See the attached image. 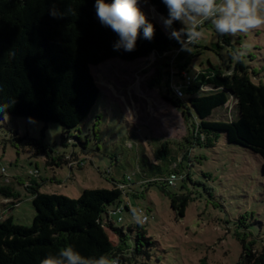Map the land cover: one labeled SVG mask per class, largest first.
Instances as JSON below:
<instances>
[{
	"label": "rangeland",
	"instance_id": "1",
	"mask_svg": "<svg viewBox=\"0 0 264 264\" xmlns=\"http://www.w3.org/2000/svg\"><path fill=\"white\" fill-rule=\"evenodd\" d=\"M140 8L169 38L145 0H140ZM202 31V38L182 53L189 77L209 64L229 74L235 64L229 50L248 42L252 47L243 62L251 81L264 83V26L238 37L220 36L210 23ZM169 57L112 59L91 67L97 91L75 129L58 120L7 114L0 123L4 132L0 133V186L8 187L13 196L0 194V220L10 218L14 225L31 226L33 186L41 193L77 200L82 189H111L130 175L128 201L149 216L140 228L149 243L143 249H148V259L137 256V264H199L202 259L205 264H246L248 258L258 257L264 247L261 159L226 143L222 133L212 147L187 143L189 120L196 119H186L163 99L167 80L163 72L171 73L175 62ZM54 62L66 83L88 90L84 73H70L63 58L55 57ZM171 76L168 80L182 84L180 77ZM233 114L234 102L228 101L207 120L228 122ZM165 149L164 161L158 154ZM189 168L188 178L177 180L174 188L146 185L171 170L182 173ZM171 194L189 197L184 217L170 207ZM118 216L122 217L118 227L135 224L127 212L113 217ZM110 235L115 244L116 237Z\"/></svg>",
	"mask_w": 264,
	"mask_h": 264
},
{
	"label": "trees",
	"instance_id": "2",
	"mask_svg": "<svg viewBox=\"0 0 264 264\" xmlns=\"http://www.w3.org/2000/svg\"><path fill=\"white\" fill-rule=\"evenodd\" d=\"M94 3L95 0H0V123L11 114L58 120L61 125L75 129L97 91L91 67L112 59L132 62L152 54L163 58L161 55L179 46L147 17L155 28L153 39H144L141 29L134 51L114 50L119 37L101 25ZM147 4L153 6L159 18H167L168 10L162 0H147ZM53 5L62 14L61 18L49 14ZM181 27V23L174 22L173 28ZM55 57L66 61L70 73L85 74L87 91L75 82L64 81L65 76L57 68ZM186 64L173 62L170 68L173 76H179ZM164 74L167 86L170 73ZM194 74L192 82L183 91L186 97L182 101L173 98L166 87L163 92V99L186 119H196L189 120L187 143L212 147L222 133L226 143L246 148L259 156L264 174V83L251 81L243 61L235 62L229 74L214 64ZM201 87L208 90L202 92ZM228 101L234 102V114L228 122L207 120ZM0 133L4 134L3 131ZM66 139L63 135L64 146ZM158 157L165 161L167 149ZM155 168L160 172L157 165ZM156 183L167 188L162 181L153 180L146 185ZM31 191L34 214L30 227L14 225L10 218L0 220V264H40L46 256L56 254L67 245H72L86 257L108 255L119 258L120 264H137V256L148 259V249H143L149 243L140 231L141 226L116 225L121 216L115 220L112 212L123 201V195L116 187L82 189L77 200L60 194L41 193L38 186H33ZM0 194L13 196L3 185ZM129 195L126 194L127 199ZM189 200L188 196L169 195L170 207L180 217H184ZM123 205L121 213L127 212L131 219L125 202ZM110 234L116 237L115 244ZM199 264H205L204 259ZM246 264H264V247L259 250L258 257L248 258Z\"/></svg>",
	"mask_w": 264,
	"mask_h": 264
},
{
	"label": "clouds",
	"instance_id": "3",
	"mask_svg": "<svg viewBox=\"0 0 264 264\" xmlns=\"http://www.w3.org/2000/svg\"><path fill=\"white\" fill-rule=\"evenodd\" d=\"M162 3L168 16H160V20L169 31V39L176 40L182 51H189V45L202 38L206 23H210L220 36L230 37L247 36L264 26V0H162ZM94 8L101 25L119 37L114 50L134 51L141 29L144 39H153L154 25L141 10L140 0H112L111 3L95 0ZM49 14L53 18L62 17L55 5L49 9ZM174 22H180L183 27L173 28ZM251 47L250 43L244 42L239 48L229 50L231 59L242 62ZM131 219L143 226L149 218L143 209L132 208ZM40 264H120V261L108 255L86 257L72 245H67L56 254L46 256Z\"/></svg>",
	"mask_w": 264,
	"mask_h": 264
},
{
	"label": "built area",
	"instance_id": "4",
	"mask_svg": "<svg viewBox=\"0 0 264 264\" xmlns=\"http://www.w3.org/2000/svg\"><path fill=\"white\" fill-rule=\"evenodd\" d=\"M156 16H157V14H156ZM174 41H176V40H174ZM180 50H181V45L179 44V46L177 48L173 49L172 51H170L167 54L161 55V57L170 56L169 61L173 62V59L180 52ZM171 65H172V63H171ZM170 74L173 76L172 72ZM179 77L182 80V84H176V83H173L171 80H169L167 86H165V87L167 88L168 93L173 98L182 101L183 98H184L183 91H184V89H186L190 85V83L192 82L193 77L192 78L189 77L185 71H181L180 74H179ZM201 88H200V90H201ZM204 90L206 91V90H208V88L204 87ZM189 173H190V168L187 169V171L183 170L182 173H179V172H177L175 170H171V172L166 177H164L162 179H155V181H162L165 187H175L176 181L179 180V179L183 181L184 179L187 178V175H189ZM36 174H37V171L35 170L32 173V175L35 176ZM131 183H132V178H131L130 175H125L123 177L122 181H120V182L118 181L117 182L115 187L121 191V193L123 195V199H122L123 201L115 207L114 211L112 212L113 214L116 215V214H120L122 212V210L124 208L123 202H125V205L128 207V210L130 212V216H131V209L132 208H137V207H133L132 205H130V203H129L128 199H127V196H126V194H127L126 191L130 190L129 187L132 185ZM147 216H148V214H147ZM148 218H149V216H148ZM120 221H121V217H118L117 218V222H120Z\"/></svg>",
	"mask_w": 264,
	"mask_h": 264
},
{
	"label": "crops",
	"instance_id": "5",
	"mask_svg": "<svg viewBox=\"0 0 264 264\" xmlns=\"http://www.w3.org/2000/svg\"><path fill=\"white\" fill-rule=\"evenodd\" d=\"M184 51H182V50H180V52L175 56V62L174 63H179V64H181V65H183L184 63H186L185 61H183V58H182V53H183ZM174 69V68H173ZM195 76V74L193 75V77ZM174 77H179V76H174ZM169 80H171V79H169ZM172 81V80H171ZM173 83H176L175 81H173Z\"/></svg>",
	"mask_w": 264,
	"mask_h": 264
},
{
	"label": "water",
	"instance_id": "6",
	"mask_svg": "<svg viewBox=\"0 0 264 264\" xmlns=\"http://www.w3.org/2000/svg\"><path fill=\"white\" fill-rule=\"evenodd\" d=\"M150 8H153V6H151V5H148Z\"/></svg>",
	"mask_w": 264,
	"mask_h": 264
}]
</instances>
